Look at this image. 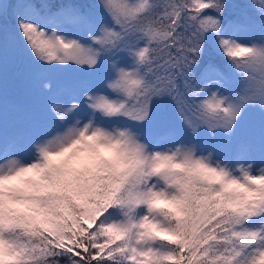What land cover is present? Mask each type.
<instances>
[{
	"label": "snow or ice",
	"instance_id": "1",
	"mask_svg": "<svg viewBox=\"0 0 264 264\" xmlns=\"http://www.w3.org/2000/svg\"><path fill=\"white\" fill-rule=\"evenodd\" d=\"M228 7L0 0V264H264V0Z\"/></svg>",
	"mask_w": 264,
	"mask_h": 264
},
{
	"label": "rangeland",
	"instance_id": "2",
	"mask_svg": "<svg viewBox=\"0 0 264 264\" xmlns=\"http://www.w3.org/2000/svg\"><path fill=\"white\" fill-rule=\"evenodd\" d=\"M36 1V0H35ZM47 2L49 0H38L37 2ZM247 11H241L240 14H234L235 18L237 16L241 17L244 16ZM233 17V19H234ZM28 71V68L25 63L16 60H9L7 66L5 68H0V86H6L7 90H14L19 93L20 101L22 99L21 96V83L24 74ZM5 75L9 76L10 79L8 80ZM19 100L17 103L20 102ZM17 131H21L15 128H10V133H16ZM199 147L203 150L204 154L206 155L208 151H214V154L217 156L220 155H229L228 148L224 147H216L214 143L208 140V137L205 136V133H202L198 140ZM22 155H26V151L20 153ZM255 159L257 162L261 159L259 153L255 154Z\"/></svg>",
	"mask_w": 264,
	"mask_h": 264
},
{
	"label": "trees",
	"instance_id": "3",
	"mask_svg": "<svg viewBox=\"0 0 264 264\" xmlns=\"http://www.w3.org/2000/svg\"><path fill=\"white\" fill-rule=\"evenodd\" d=\"M52 1H58V0H52ZM78 2L95 3L96 0H78ZM225 2L229 5L228 10L225 13V15L228 18L233 19V17L235 16L234 14H240L241 11H247L246 5L249 3V0H225ZM235 17H234V19H235ZM237 17H239V16H237ZM239 18H243V16H241ZM204 60L206 63H213L217 67H220L221 69H223V67H224V60H223L222 56L217 55L215 52H209L208 54H206V56L204 57ZM5 77L7 79L10 78L7 75H5ZM7 94H8V96H13L14 90L11 89L10 91H7ZM258 121H259L258 109H253L252 111H250L245 118L246 125H254V124H257ZM205 136H207L208 140L211 141L212 143H214L217 147H224V148L229 147L226 140L224 138L220 137L219 135L217 136V138L215 140H213L210 137V135H208L207 133H205Z\"/></svg>",
	"mask_w": 264,
	"mask_h": 264
}]
</instances>
